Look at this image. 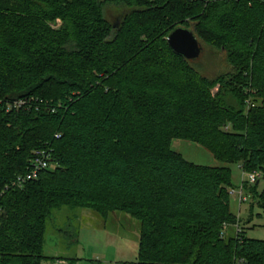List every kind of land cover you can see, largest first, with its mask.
Returning a JSON list of instances; mask_svg holds the SVG:
<instances>
[{
    "label": "trees",
    "instance_id": "trees-1",
    "mask_svg": "<svg viewBox=\"0 0 264 264\" xmlns=\"http://www.w3.org/2000/svg\"><path fill=\"white\" fill-rule=\"evenodd\" d=\"M109 2L126 7L114 24ZM178 26L230 70L207 78L177 55ZM175 139L225 165L186 160ZM41 149L49 166L14 185ZM233 164L264 177V0H0V264L48 259L65 207L138 220L136 264H264L252 216L224 229ZM258 182L243 188L264 213Z\"/></svg>",
    "mask_w": 264,
    "mask_h": 264
},
{
    "label": "rangeland",
    "instance_id": "rangeland-1",
    "mask_svg": "<svg viewBox=\"0 0 264 264\" xmlns=\"http://www.w3.org/2000/svg\"><path fill=\"white\" fill-rule=\"evenodd\" d=\"M125 10L126 7L109 2L104 7V15L114 24ZM57 24L59 27L60 21ZM202 47L200 57L190 60L191 65L202 76L215 78L230 70L225 53L206 43H203ZM172 149L195 164L214 167L225 165L216 160L207 148L192 141L175 139ZM228 166L232 170L234 184L232 189L237 192L236 195L232 194L231 202V210L236 214L237 221L233 225L226 223L225 225L227 229L233 227L237 231V225L243 227L240 219L247 221L252 216V221L245 225L247 236L264 240V213L258 206L251 211V197L248 196V201L244 204H240L238 198V190L242 184L247 183L248 186L254 184L250 181V173L244 172L238 164ZM257 187L260 192L264 189V177L259 179ZM139 231V221L126 212H115L109 219L104 220L90 210L65 207L53 212L49 221L44 254L50 256L55 251L68 257L78 254L81 264H136ZM42 264L51 262L44 259Z\"/></svg>",
    "mask_w": 264,
    "mask_h": 264
},
{
    "label": "built area",
    "instance_id": "built-area-1",
    "mask_svg": "<svg viewBox=\"0 0 264 264\" xmlns=\"http://www.w3.org/2000/svg\"><path fill=\"white\" fill-rule=\"evenodd\" d=\"M26 103H27L26 100L16 101L8 107V110H11L12 108L18 109L21 106H24V104ZM50 158H51V151L47 149H41V150L35 151L34 158L32 159L28 172L24 175L19 176L17 180L14 182V185L22 186L26 182L36 180L39 177L40 173L49 166ZM249 178H250V181L254 183L261 178V174L257 172L250 173ZM230 192H231V195L232 194L236 195L237 193L233 189H231ZM238 198H239L240 204H244L248 200V197L244 193L243 184L238 190ZM0 212H1V209H0ZM224 229H227L226 225L224 226ZM240 232H241V227L239 224L237 225V233H240Z\"/></svg>",
    "mask_w": 264,
    "mask_h": 264
},
{
    "label": "water",
    "instance_id": "water-1",
    "mask_svg": "<svg viewBox=\"0 0 264 264\" xmlns=\"http://www.w3.org/2000/svg\"><path fill=\"white\" fill-rule=\"evenodd\" d=\"M170 48L187 60L200 57L203 47L193 30L184 26H178L167 37Z\"/></svg>",
    "mask_w": 264,
    "mask_h": 264
},
{
    "label": "crops",
    "instance_id": "crops-1",
    "mask_svg": "<svg viewBox=\"0 0 264 264\" xmlns=\"http://www.w3.org/2000/svg\"><path fill=\"white\" fill-rule=\"evenodd\" d=\"M240 166V165H239ZM51 264H81L82 261L79 258L78 254L71 256H66L59 251H55L52 255H47Z\"/></svg>",
    "mask_w": 264,
    "mask_h": 264
}]
</instances>
